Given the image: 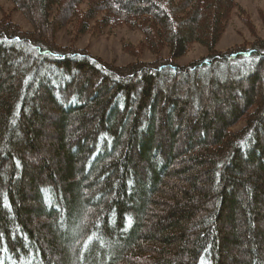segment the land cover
<instances>
[{
  "label": "trees",
  "instance_id": "16d2710c",
  "mask_svg": "<svg viewBox=\"0 0 264 264\" xmlns=\"http://www.w3.org/2000/svg\"><path fill=\"white\" fill-rule=\"evenodd\" d=\"M9 1L32 29L0 19V264H264V40L215 49L235 0ZM91 22L156 58L56 43Z\"/></svg>",
  "mask_w": 264,
  "mask_h": 264
},
{
  "label": "rangeland",
  "instance_id": "374dc122",
  "mask_svg": "<svg viewBox=\"0 0 264 264\" xmlns=\"http://www.w3.org/2000/svg\"><path fill=\"white\" fill-rule=\"evenodd\" d=\"M235 2L236 6L231 11L224 32L215 47L217 51L251 43L256 39L264 40V0H235ZM85 8V3L80 5L81 10ZM3 17H8L23 31L32 29L21 13L13 9L9 0H0V19ZM55 39L60 46L73 45L77 48H85L93 56L116 66H124L135 61L150 62L156 58L154 54L141 48L142 34L124 26L98 30L95 29V23L91 22L90 28L85 33L76 34L74 24H70L64 29L57 30ZM206 54V48L193 44L184 56L176 60V63L181 66L186 65ZM160 55L167 57L168 50L164 49Z\"/></svg>",
  "mask_w": 264,
  "mask_h": 264
}]
</instances>
